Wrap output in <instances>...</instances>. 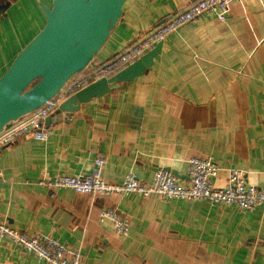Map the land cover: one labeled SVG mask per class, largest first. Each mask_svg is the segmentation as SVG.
<instances>
[{"label":"crops","instance_id":"1","mask_svg":"<svg viewBox=\"0 0 264 264\" xmlns=\"http://www.w3.org/2000/svg\"><path fill=\"white\" fill-rule=\"evenodd\" d=\"M194 1L126 0L91 66ZM42 5L51 8L53 0H14L0 15V76L17 47L46 24ZM29 22L31 35L22 41L17 31ZM10 37L16 46L7 45ZM49 125L47 140L23 136L0 149V222L59 240L81 253L80 264H264V206L242 211L70 188L51 196L39 184L43 176L88 174L97 156L107 182L133 172L147 184L163 167L187 184V159L211 156L219 168L215 187L225 185L232 168L248 184L264 186V0L233 2L224 20L203 15L185 24L163 41L150 69ZM106 208L129 219L126 236L98 220ZM0 264L49 263L0 238Z\"/></svg>","mask_w":264,"mask_h":264},{"label":"built area","instance_id":"2","mask_svg":"<svg viewBox=\"0 0 264 264\" xmlns=\"http://www.w3.org/2000/svg\"><path fill=\"white\" fill-rule=\"evenodd\" d=\"M235 1L239 0H196L164 19L156 28L140 36L137 41L114 54L110 59L98 65L90 64L82 74L67 82L58 95L2 131L0 149L13 144L23 136L47 140L51 134V126L46 120L59 111L60 104L66 97L91 82L108 77L126 67L151 50L158 42H163L180 27L198 21L203 15L224 20L229 6ZM103 164L104 158L97 156L88 174L43 176L39 184L47 188L51 196H55L59 189L70 188L75 192L86 194L137 193L143 198L158 195L163 200H205L212 205H233L242 211L264 206V186L248 184L244 172L237 168L228 171L224 186L215 187L212 178L219 168L211 156H194L187 159L186 171L189 177L187 184H184L171 170L163 167L156 169L152 180L147 184L140 182L133 172L127 173L121 183H111L102 176ZM1 171L0 165V176ZM98 220L109 222L113 232L118 236H126L129 233V219L115 208L101 210L98 213ZM0 238L10 241L28 253L35 254L49 264H80L79 251H71L59 240L47 235H30L6 222H0Z\"/></svg>","mask_w":264,"mask_h":264},{"label":"water","instance_id":"3","mask_svg":"<svg viewBox=\"0 0 264 264\" xmlns=\"http://www.w3.org/2000/svg\"><path fill=\"white\" fill-rule=\"evenodd\" d=\"M13 1L0 0V15ZM125 1L53 0L51 8L42 5L46 25L0 76V133L58 95L72 76L91 64L120 19ZM162 44L158 42L115 74L66 97L46 122L67 121L79 104L110 92L122 82L133 81L151 68Z\"/></svg>","mask_w":264,"mask_h":264},{"label":"rangeland","instance_id":"4","mask_svg":"<svg viewBox=\"0 0 264 264\" xmlns=\"http://www.w3.org/2000/svg\"><path fill=\"white\" fill-rule=\"evenodd\" d=\"M26 12H27V10L24 11V12L22 13V15H24ZM41 20H42V24H43V22H44V21H43V18H42ZM45 25H46V24H45ZM45 25H44V26H45ZM44 26H43V28H44ZM43 28H42V29H43ZM31 29H32V22H29V26H28V27H27V26H24V27L18 29V31H17L18 33H21V32L23 33V32H24V34L20 36V38H21L22 41H24V40L26 39V34L29 33V34L27 35V38L31 35V34H30ZM42 29H41V30H42ZM41 30H40V31H41ZM40 31H39V32H40ZM39 32H38V33H39ZM38 33H37V34H38ZM37 34H36V35H37ZM36 35H35V36H36ZM35 36H34V37H35ZM34 37H33V38H34ZM33 38H32V39H33ZM8 42H9V43H7V45H9V47H11V45H12V47H13V46H16V45H15V38L10 37V39H8ZM30 42H31V40H30ZM30 42H29V43H30ZM23 43H24V44H23V47H24L25 44H26V42L24 41ZM29 43H28V44H29ZM28 44H27V45H28ZM4 45L6 46V43H5ZM27 45H26V46H27ZM26 46H25V47H26ZM23 47H22V48H21V47H17V49H21V51H22V50L25 48V47H24V48H23ZM8 49H10V48H8ZM21 51H20V52H21ZM17 56H18V55H17ZM17 56H16V57H17ZM16 57H15V58H16ZM13 61H14V60H13ZM11 64H12V63H11ZM8 68H9V67H8ZM8 68H7V69H8ZM7 69H6V70H7ZM5 72H6V71H5ZM5 72H4V73H5ZM2 75H3V74H2ZM2 75H1V76H2Z\"/></svg>","mask_w":264,"mask_h":264},{"label":"trees","instance_id":"5","mask_svg":"<svg viewBox=\"0 0 264 264\" xmlns=\"http://www.w3.org/2000/svg\"><path fill=\"white\" fill-rule=\"evenodd\" d=\"M120 70H121V69H120ZM118 71H119V70H118ZM118 71H117V72H118ZM115 73H116V72H115ZM115 73H114V74H115ZM80 74H82V71L79 72V73H77V74H75L74 76H72L70 80H72V79L78 77ZM112 75H113V74H112ZM110 76H111V75H110ZM70 80H69V81H70ZM69 81H68V82H69Z\"/></svg>","mask_w":264,"mask_h":264}]
</instances>
